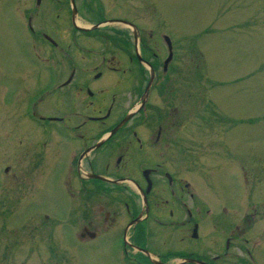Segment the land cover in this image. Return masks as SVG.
Returning a JSON list of instances; mask_svg holds the SVG:
<instances>
[{
	"label": "flooded vegetation",
	"instance_id": "obj_1",
	"mask_svg": "<svg viewBox=\"0 0 264 264\" xmlns=\"http://www.w3.org/2000/svg\"><path fill=\"white\" fill-rule=\"evenodd\" d=\"M93 2L16 0L35 56L22 64L16 90L3 82L21 119L16 142L3 143L18 196L49 176L66 215L67 251L95 252L99 264H258V211L202 201L199 161L186 163L192 117L183 99L199 98L200 86L197 74L190 84L183 73V43L168 31L145 36L130 4L109 15L101 3L93 15ZM106 24L118 25L104 36Z\"/></svg>",
	"mask_w": 264,
	"mask_h": 264
},
{
	"label": "rangeland",
	"instance_id": "obj_2",
	"mask_svg": "<svg viewBox=\"0 0 264 264\" xmlns=\"http://www.w3.org/2000/svg\"><path fill=\"white\" fill-rule=\"evenodd\" d=\"M101 3L109 15L118 14L117 3L130 4L145 36L168 31L183 43V73L190 84L197 74L200 86L199 98L183 99L192 117L189 133L186 125L183 130L186 163L199 161L202 201L225 203L240 215L246 207L258 211L263 230L254 238L255 257L264 264V0H100L92 10ZM16 6V0H0V264H99L95 252L67 251L66 215L54 203L49 176L21 198L15 168L4 172L3 143L16 142L21 119L16 99L3 95V82L16 90L22 64L35 57ZM65 15L53 18L61 24L57 42L65 34ZM116 25L99 29L105 36ZM108 40L114 42V35ZM47 46L41 40L36 52L43 57ZM56 58H63L58 50Z\"/></svg>",
	"mask_w": 264,
	"mask_h": 264
},
{
	"label": "water",
	"instance_id": "obj_3",
	"mask_svg": "<svg viewBox=\"0 0 264 264\" xmlns=\"http://www.w3.org/2000/svg\"><path fill=\"white\" fill-rule=\"evenodd\" d=\"M166 41H168V42H170V39L166 36V39H165Z\"/></svg>",
	"mask_w": 264,
	"mask_h": 264
},
{
	"label": "bare ground",
	"instance_id": "obj_4",
	"mask_svg": "<svg viewBox=\"0 0 264 264\" xmlns=\"http://www.w3.org/2000/svg\"><path fill=\"white\" fill-rule=\"evenodd\" d=\"M79 24H81L80 22H78Z\"/></svg>",
	"mask_w": 264,
	"mask_h": 264
}]
</instances>
